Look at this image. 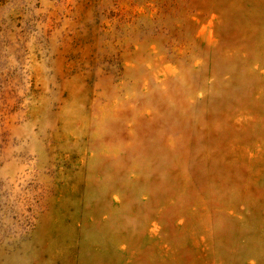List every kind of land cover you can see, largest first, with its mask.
Returning a JSON list of instances; mask_svg holds the SVG:
<instances>
[{"label": "rangeland", "instance_id": "rangeland-1", "mask_svg": "<svg viewBox=\"0 0 264 264\" xmlns=\"http://www.w3.org/2000/svg\"><path fill=\"white\" fill-rule=\"evenodd\" d=\"M0 264H264V0H0Z\"/></svg>", "mask_w": 264, "mask_h": 264}]
</instances>
